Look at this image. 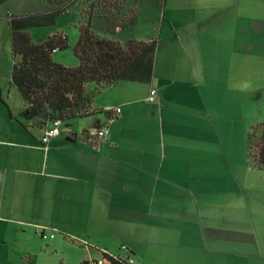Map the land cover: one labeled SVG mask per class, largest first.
Masks as SVG:
<instances>
[{
  "label": "crops",
  "instance_id": "1",
  "mask_svg": "<svg viewBox=\"0 0 264 264\" xmlns=\"http://www.w3.org/2000/svg\"><path fill=\"white\" fill-rule=\"evenodd\" d=\"M202 1L221 2L238 20L242 36L234 54L258 51V0ZM19 3L28 6L23 0L0 3V264H13L9 251L16 253L23 236L39 228L50 238L48 229L65 237L79 230L105 233L115 249L105 242L100 252L135 264H264V197H240L211 116L216 104L225 111L233 104L223 103L228 93L218 94L217 83L210 88L214 77L197 68L209 57L195 50L198 35H186L196 54L184 51L173 70L159 67V41L150 82L118 81L120 87L102 89L94 107L105 112L91 115L82 129L62 126L43 144L50 123L22 115L25 101L10 82L8 16L27 11ZM141 6L126 0L119 14ZM186 26L175 28L179 38ZM197 72L199 80L190 82ZM152 88L158 92L153 102L147 99ZM104 124L105 137L87 136L86 130Z\"/></svg>",
  "mask_w": 264,
  "mask_h": 264
},
{
  "label": "rangeland",
  "instance_id": "2",
  "mask_svg": "<svg viewBox=\"0 0 264 264\" xmlns=\"http://www.w3.org/2000/svg\"><path fill=\"white\" fill-rule=\"evenodd\" d=\"M15 1L17 0L4 2L13 6L16 5ZM23 1L28 6L20 3L17 5L27 11H22L20 14L44 12L50 8L46 0ZM120 2L121 0H116V4L119 5ZM220 3L202 0H143L141 3V0H138V4L142 6L135 12L136 20L123 25L119 33L117 30H107V18L100 13L91 18L90 26L101 36L121 41L129 37L138 39L137 36H142L141 39H158L161 44L159 67L162 70L165 66L173 70L176 64H181L184 51H188L190 55L196 54V51L206 50L209 57L205 58L203 64L197 68H203L206 76L214 77L209 82L210 88L217 83L220 84L218 94L226 92L227 95L228 93L229 98L223 103L229 101L228 103L233 104L226 111V106L224 107L221 103L216 104L217 112H212L211 116H214L216 120V128L219 126L220 133L217 139L221 142L220 147L225 157L232 162L231 171L234 172L239 183L233 177L226 162L227 159L222 156L226 162L225 167L241 189L240 197H264V169L253 165L248 158L247 150V137L250 130L264 121V0H258V32L255 34L258 39V42H255V45L258 44V51L247 52L244 58L233 53L234 44L239 46L238 36H242L238 35V20L234 18L232 12L228 13L219 5ZM121 5L118 6L119 9L115 8V13L122 10ZM83 7L84 5L80 4L70 12L58 14L53 23L27 29L35 41L42 40L53 32H60L67 37V47L52 52V58L56 62L68 66L78 64L73 47L79 38V26L88 23V16L83 13ZM128 8L129 3L125 4L124 10ZM219 12L221 15H218ZM200 22H202L201 25H199ZM182 23L187 26L185 33L179 38L177 34L181 32L176 33L175 28ZM171 31L175 34L174 37L170 41L165 40V36ZM186 35L193 37L198 35L199 45L196 43V51L191 48ZM234 36H237L236 40ZM222 39H225L224 42ZM221 45L222 49H220ZM251 45L253 46L254 43ZM164 53L170 54V59H167V54L164 57ZM200 73L197 72V77H190V82L193 83V79L199 80ZM127 83L131 82L122 81L119 85ZM119 85L110 87L114 89L120 87ZM94 86L93 82L87 84L89 89ZM90 117L92 116L74 117L64 121L62 126H75V129H82L86 126L85 120ZM81 232L65 237V234L57 229H48L47 233L54 235V237L51 236L52 238L29 232L23 236L21 243L17 246L20 249H17L14 254L9 251L10 256L7 255V257L13 258V264H81L85 260H102L100 264H107L102 259L100 245L109 242L111 250H114L115 242L109 241L105 233Z\"/></svg>",
  "mask_w": 264,
  "mask_h": 264
},
{
  "label": "trees",
  "instance_id": "3",
  "mask_svg": "<svg viewBox=\"0 0 264 264\" xmlns=\"http://www.w3.org/2000/svg\"><path fill=\"white\" fill-rule=\"evenodd\" d=\"M4 1L0 0V3ZM46 1L50 7L47 11L8 16L13 59L10 82L25 101L22 112L25 118L43 125L57 118L64 122L105 112L94 107V99L102 89L118 81H151L158 39L127 38L121 41L101 36L90 26L91 18L97 13L107 17V30L110 31L133 23L135 8L121 15L120 11H114L126 0H121L119 5L116 0ZM80 4L84 5L82 10L88 16V23L79 26V38L73 47L78 64L68 66L52 58V52L67 47L65 35L53 32L35 41L27 29L53 23L58 14L70 12ZM89 82L95 84L92 89L87 87ZM247 150L253 165L264 169V121L250 130ZM101 254L107 264H129L128 257L106 251ZM90 262L85 260L81 264Z\"/></svg>",
  "mask_w": 264,
  "mask_h": 264
},
{
  "label": "built area",
  "instance_id": "4",
  "mask_svg": "<svg viewBox=\"0 0 264 264\" xmlns=\"http://www.w3.org/2000/svg\"><path fill=\"white\" fill-rule=\"evenodd\" d=\"M157 89L152 88L149 91V95L147 96V99L151 102L156 100L157 96ZM110 110H115V111H120L119 107H111ZM63 121L61 119H54L50 122L48 126L45 127L44 132L41 136V141L43 144H47L51 139L57 137L60 132H61V127H62ZM87 136L92 137V138H103L108 132V126L107 125H101L96 128L89 129L85 131ZM37 234L41 237H48L49 235L46 234L44 229H37L36 230ZM53 236V234H51ZM122 249H126V245L122 246ZM129 264H135L134 259L131 257L127 258ZM102 263V260L99 261H92L89 264H100Z\"/></svg>",
  "mask_w": 264,
  "mask_h": 264
}]
</instances>
